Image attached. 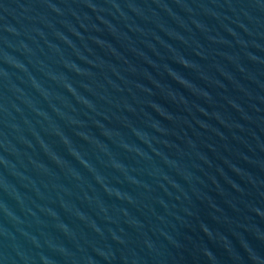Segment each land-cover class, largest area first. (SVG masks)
I'll list each match as a JSON object with an SVG mask.
<instances>
[{"label": "water", "instance_id": "obj_1", "mask_svg": "<svg viewBox=\"0 0 264 264\" xmlns=\"http://www.w3.org/2000/svg\"><path fill=\"white\" fill-rule=\"evenodd\" d=\"M0 264H264V0H0Z\"/></svg>", "mask_w": 264, "mask_h": 264}]
</instances>
